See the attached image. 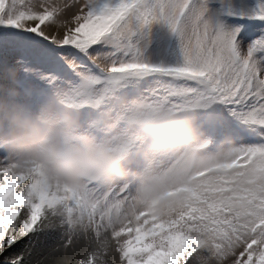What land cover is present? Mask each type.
<instances>
[{"label":"snow or ice","instance_id":"snow-or-ice-1","mask_svg":"<svg viewBox=\"0 0 264 264\" xmlns=\"http://www.w3.org/2000/svg\"><path fill=\"white\" fill-rule=\"evenodd\" d=\"M85 77L87 125L113 97L192 106L222 151L161 212L133 185L53 188L0 149V264H264V0H0V90Z\"/></svg>","mask_w":264,"mask_h":264},{"label":"clouds","instance_id":"clouds-1","mask_svg":"<svg viewBox=\"0 0 264 264\" xmlns=\"http://www.w3.org/2000/svg\"><path fill=\"white\" fill-rule=\"evenodd\" d=\"M97 103L96 84L87 77L67 91L29 95L4 88L0 149L18 169H38L53 188L78 189L87 182L105 188L133 185L161 212L179 199L180 194L170 193L222 151L208 150L201 114L192 106L177 109L138 96L113 97L89 126L80 106ZM138 161L142 167H133Z\"/></svg>","mask_w":264,"mask_h":264},{"label":"rangeland","instance_id":"rangeland-1","mask_svg":"<svg viewBox=\"0 0 264 264\" xmlns=\"http://www.w3.org/2000/svg\"><path fill=\"white\" fill-rule=\"evenodd\" d=\"M73 11L74 9H68L65 15L70 17ZM171 44H172V41L169 40V38L162 31L157 30V32L155 33L153 44L149 51L154 55L163 56L167 52ZM41 238L44 240V237H41ZM9 255H14V254L12 252Z\"/></svg>","mask_w":264,"mask_h":264},{"label":"bare ground","instance_id":"bare-ground-1","mask_svg":"<svg viewBox=\"0 0 264 264\" xmlns=\"http://www.w3.org/2000/svg\"><path fill=\"white\" fill-rule=\"evenodd\" d=\"M41 241H43L42 238H40ZM51 242V241H49ZM28 247H34L33 245H30L29 241L25 240L22 241L20 244H18L10 253L13 252V254H17V253H22V252H26ZM35 250V249H34ZM9 253V254H10ZM30 258L28 256H25V260L28 261Z\"/></svg>","mask_w":264,"mask_h":264}]
</instances>
